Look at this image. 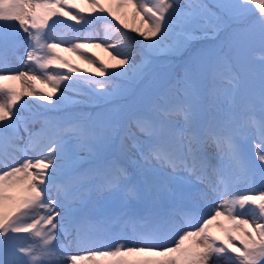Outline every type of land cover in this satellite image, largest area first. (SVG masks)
<instances>
[{
	"label": "rangeland",
	"instance_id": "1",
	"mask_svg": "<svg viewBox=\"0 0 264 264\" xmlns=\"http://www.w3.org/2000/svg\"><path fill=\"white\" fill-rule=\"evenodd\" d=\"M233 1L248 28L195 50L176 32H215L193 0H0V203L12 210L23 178L42 179L27 204L44 217L30 220L21 240L0 230V264L264 258V106L249 100L253 88L264 93V13L253 15L264 0ZM236 40L239 55L229 53ZM245 57L234 84L227 64ZM15 62L30 67L13 72ZM52 138L57 148L39 147ZM111 150L119 153L107 157ZM85 153L95 166L75 161ZM80 180L94 185L79 192Z\"/></svg>",
	"mask_w": 264,
	"mask_h": 264
},
{
	"label": "bare ground",
	"instance_id": "2",
	"mask_svg": "<svg viewBox=\"0 0 264 264\" xmlns=\"http://www.w3.org/2000/svg\"><path fill=\"white\" fill-rule=\"evenodd\" d=\"M18 8H16V9L18 10ZM19 10H21V9L19 8ZM23 66L24 65L22 63L15 62V64L13 66H11L9 69L11 71L15 72V70L21 69V67L25 68V69H28L30 67L29 64L27 66H25V67H23ZM23 87L26 88V86H23ZM2 108H3L2 99H0V109H2ZM97 135H98L97 133H94L92 135L94 140H97L99 138ZM54 140L55 139H53V138L52 139H44L39 147L42 148V147H44V145H49L51 142H53L52 147L53 148H57L56 141H54ZM47 143H49V144H47ZM106 150L107 149L104 148L103 149V153H105ZM108 153H110V154L106 155L107 157H114L119 152L117 150H111ZM60 155H61V158H62V153H60ZM60 155L57 158L53 159L54 163L58 162L57 159H60ZM92 155L93 154L88 156V155H86V153H85V155H78L77 157H75L76 158L75 161L78 164H81L83 162H87V163L89 162L91 164H94V166H95V163H96L95 158L92 161H90V160L86 161L87 159H90V156H92ZM50 161H52V160H50ZM34 163L36 164V166L41 167L42 169L45 168V170H47V171H49L50 168H53V173H51V174H53L52 177H54V176L56 177L59 174V171H58V169H56L55 165L53 166V165H50V164H41L38 161H35ZM47 167H49V169ZM91 174H92V171L91 170H87L86 173H85L84 178L90 177ZM185 177H187V175ZM28 180L29 179H26L24 177L23 180L21 181L22 184H21V187H20V192L16 193V195L13 197V201L15 202L16 205H15V207L12 210H10L11 206H12V203L9 200H5L4 203L3 202L0 203V217H2L3 212H4V218H3L4 222L2 224H0V227H1L0 230H1L2 234L5 235L6 234L5 233V228L8 227V231L14 233V234H12V235L10 234L8 236H13L14 240H21L20 237H21L22 233H24L31 225V224H29L30 220L35 219V221H36V218L37 219H42V217H43V215L41 213L36 212V211L33 210V206L27 204V202L30 201L33 198V196L35 194L34 190H36V187L38 188L41 185H43V182H42L43 180L41 179L39 182L35 183V186L33 185V182L28 181ZM87 182H89V181L88 180H84V181L80 180L78 182L77 190L80 192V190H82L83 186ZM90 185H92V187H93V185H94L93 181L87 183L84 188H86L87 186H90ZM77 195H78V193L74 194L75 197ZM151 201H152V198H150L148 196L145 197V202L147 204H150ZM76 203L78 205L80 203V201H77ZM65 213L66 212L63 211V213H61V214L63 215ZM140 219H142V215H140ZM125 224H126V221H124L121 225H125ZM165 243L166 242H161L158 245L162 246ZM6 244L10 248H13L15 246V244H14V242L12 240L9 241ZM42 249L44 250L43 252L46 253L45 257H48L50 255V253L52 252V247L49 246L47 243L44 245V247H42ZM93 262H96V261H93ZM78 263H81V264H93L90 260L81 261V262L79 261ZM63 264H68V263L67 262H63Z\"/></svg>",
	"mask_w": 264,
	"mask_h": 264
},
{
	"label": "trees",
	"instance_id": "3",
	"mask_svg": "<svg viewBox=\"0 0 264 264\" xmlns=\"http://www.w3.org/2000/svg\"><path fill=\"white\" fill-rule=\"evenodd\" d=\"M222 1V2H221ZM244 1V0H243ZM200 4H205V16L207 18L206 25L213 27V29L216 30L217 34L215 38L211 39H196L191 34H187L184 31H177L176 33L178 36L181 37V39L185 40L186 43H188L187 48L195 49L200 46L202 42L205 41H214L216 38L220 36V34H226L225 37L229 36L234 30L240 31L247 27L248 23H245L242 19V14L239 10H235V4L233 0H220V2L214 1V0H201ZM227 6L229 11L224 10V7ZM239 11V12H237ZM237 12V13H236ZM264 13V8L261 12H257V14H253L254 18H259L260 16L258 14ZM226 16H229L231 19H226ZM255 18V19H257ZM182 20V19H181ZM180 21V20H179ZM189 24L195 23V19H189ZM184 43V42H183ZM213 47L216 46V44L212 45ZM185 56V53L182 54H174L173 60L178 61V59Z\"/></svg>",
	"mask_w": 264,
	"mask_h": 264
}]
</instances>
